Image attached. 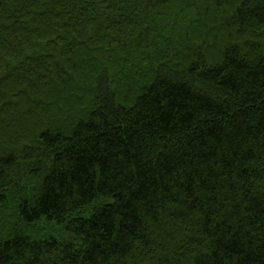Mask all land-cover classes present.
Instances as JSON below:
<instances>
[{"label":"trees","instance_id":"16d2710c","mask_svg":"<svg viewBox=\"0 0 264 264\" xmlns=\"http://www.w3.org/2000/svg\"><path fill=\"white\" fill-rule=\"evenodd\" d=\"M0 264H264V0H0Z\"/></svg>","mask_w":264,"mask_h":264},{"label":"rangeland","instance_id":"374dc122","mask_svg":"<svg viewBox=\"0 0 264 264\" xmlns=\"http://www.w3.org/2000/svg\"><path fill=\"white\" fill-rule=\"evenodd\" d=\"M177 34V37L179 39H183V37H185V35H187V33L184 32V29L181 31H177L175 32ZM210 37L212 38V36L210 35ZM216 39V38H215ZM132 80H130L131 82ZM123 85V84H121ZM13 218V216H11ZM30 228H35L32 229L33 232H37L36 234H38V236L40 238H49L52 236H56L59 237L61 239V241H67L70 239V235L67 233L66 229L64 226L59 225L58 223H51V222H47V221H43L40 224H34L32 226H29ZM31 230V231H32ZM30 231V232H31Z\"/></svg>","mask_w":264,"mask_h":264}]
</instances>
